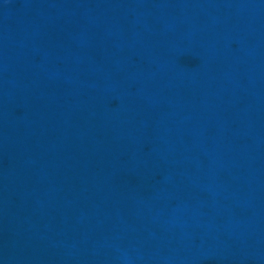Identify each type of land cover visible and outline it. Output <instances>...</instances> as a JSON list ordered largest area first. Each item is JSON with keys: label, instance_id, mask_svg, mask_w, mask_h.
<instances>
[{"label": "water", "instance_id": "1", "mask_svg": "<svg viewBox=\"0 0 264 264\" xmlns=\"http://www.w3.org/2000/svg\"><path fill=\"white\" fill-rule=\"evenodd\" d=\"M0 264H264V0H0Z\"/></svg>", "mask_w": 264, "mask_h": 264}]
</instances>
